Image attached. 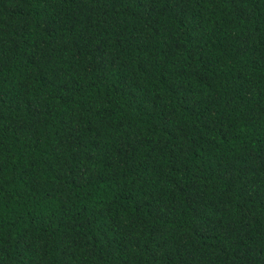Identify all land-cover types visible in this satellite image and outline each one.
<instances>
[{"label": "trees", "instance_id": "trees-1", "mask_svg": "<svg viewBox=\"0 0 264 264\" xmlns=\"http://www.w3.org/2000/svg\"><path fill=\"white\" fill-rule=\"evenodd\" d=\"M0 264H264V0H0Z\"/></svg>", "mask_w": 264, "mask_h": 264}]
</instances>
